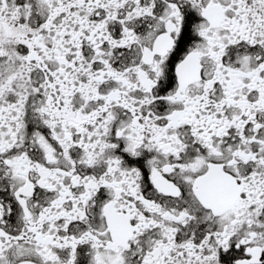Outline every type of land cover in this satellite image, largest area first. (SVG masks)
Wrapping results in <instances>:
<instances>
[{"label": "snow or ice", "instance_id": "1", "mask_svg": "<svg viewBox=\"0 0 264 264\" xmlns=\"http://www.w3.org/2000/svg\"><path fill=\"white\" fill-rule=\"evenodd\" d=\"M0 264H264V0H0Z\"/></svg>", "mask_w": 264, "mask_h": 264}]
</instances>
